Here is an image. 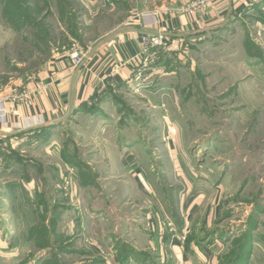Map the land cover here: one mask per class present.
I'll list each match as a JSON object with an SVG mask.
<instances>
[{"label": "rangeland", "instance_id": "obj_1", "mask_svg": "<svg viewBox=\"0 0 264 264\" xmlns=\"http://www.w3.org/2000/svg\"><path fill=\"white\" fill-rule=\"evenodd\" d=\"M252 4L243 19L230 15L207 43L189 44L176 63L179 74L157 85L169 94L125 95L124 108L143 113V123L123 126L121 145L108 121L65 127L54 145L23 134L0 143V264H120L117 243L146 246L153 216H169L186 234L184 242L190 232L197 236L198 264H264V0ZM49 5L65 9L60 0H0V90L37 74L56 49L80 50L58 30L57 15L41 26L46 41H60L58 48L42 37L38 26ZM95 33L89 31L86 42ZM162 102L166 113L157 109ZM172 114L181 148L163 121ZM135 139L153 155L137 154ZM119 146L117 159L104 157ZM141 183L144 207L135 196ZM147 196L164 217L154 211L148 218ZM183 220L186 229L177 225Z\"/></svg>", "mask_w": 264, "mask_h": 264}, {"label": "crops", "instance_id": "obj_2", "mask_svg": "<svg viewBox=\"0 0 264 264\" xmlns=\"http://www.w3.org/2000/svg\"><path fill=\"white\" fill-rule=\"evenodd\" d=\"M68 1L72 2L71 7L63 11L59 7H51L49 14L58 16V30L63 31L66 34L63 37L73 41L74 46L80 49L84 56L83 63L75 67L69 51L61 52L56 49L57 53L47 60L45 68L37 74L28 78L22 76L11 86L7 85L0 90L2 145L12 143L17 135L23 134V138L30 139L48 128H51V135L42 142L54 145L53 141L57 143L65 127H75L84 122L87 129H90L92 125L101 126L103 121L105 125L108 121L109 125L117 128L118 143L121 145L123 141H127V135L122 134L123 128L143 123V113L135 115L136 108L132 105L124 108L122 100L127 99L125 95L130 92L153 96L159 93L169 94V91L163 92L164 88L157 85L163 79L179 74L176 63L182 62L181 58L187 53L189 44L207 43L211 36H215L225 27L230 15H234L235 20L243 19L249 12V6L253 5L252 0H216L215 6L206 13L183 14L180 8L185 7L191 0H91V3H85L84 0ZM81 2L82 7L78 5ZM63 16L72 17L73 31L62 24ZM92 30L96 32L95 36L86 42L87 33ZM158 35L166 38L167 52H157L154 62L144 71L142 57L139 56L140 42L144 36ZM59 44L60 41L50 43L55 48ZM39 85L44 88L37 91L31 100H12L11 96L18 91H34ZM94 104L95 109L92 110ZM156 104L151 105L152 109ZM157 105L158 110L167 112V106L163 102ZM126 112H129V116ZM151 117V121H154L155 116ZM175 117V114L164 115L163 121L174 134H171V139L181 148L184 144L182 137L175 132V128H178ZM122 119H127L125 125H121ZM139 143L138 139L131 142L133 150L138 151L137 154L153 155L155 150H149L151 146L144 149ZM121 150L119 146L116 151L110 150L112 155L107 154L104 157L108 156L109 160L117 159ZM174 155L179 158V153ZM88 165L94 172L97 171L91 162ZM142 185L145 188V184L141 183L135 190L138 200L136 202L140 207H144L140 203L144 193ZM148 186L156 193L155 188ZM183 189L186 191L187 186H183ZM148 199L149 209L145 212L149 215L148 218L151 219L154 211L163 216L158 202ZM152 219L155 221H151L149 225L155 231L151 232L146 246L136 247L138 251L157 255L161 261L166 257L168 264H198L193 255L200 248L190 241L191 232L184 242L182 238L186 234L176 230L169 216L161 220L153 216ZM183 221L182 226L186 229L188 223ZM133 244L136 242L131 245Z\"/></svg>", "mask_w": 264, "mask_h": 264}, {"label": "built area", "instance_id": "obj_3", "mask_svg": "<svg viewBox=\"0 0 264 264\" xmlns=\"http://www.w3.org/2000/svg\"><path fill=\"white\" fill-rule=\"evenodd\" d=\"M216 0H194L188 3L185 7L181 8L183 14L190 13H206L215 6ZM258 0H252V3ZM157 52H167L166 38L163 35L158 36H144L140 42V53L139 56L142 57L143 69L144 71L153 63ZM70 58L75 67L82 65L83 54L80 50H74L70 53ZM142 74V73H139ZM44 87H37L36 90H24L21 93H15L11 96L14 102H27L31 100L32 96Z\"/></svg>", "mask_w": 264, "mask_h": 264}, {"label": "trees", "instance_id": "obj_4", "mask_svg": "<svg viewBox=\"0 0 264 264\" xmlns=\"http://www.w3.org/2000/svg\"><path fill=\"white\" fill-rule=\"evenodd\" d=\"M46 2H49V1H51V0H45ZM61 2H62V6L61 7H65V8H67V7H69V4H70V2L68 1V0H60ZM27 2V1H26ZM28 6H30V5H28ZM258 7V6H257ZM20 9H22V7H18V10H20ZM50 9H51V6L49 5V7H48V12L46 13V15L44 16V18H43V20H42V23H40V25L38 26L39 27V29L41 30V32H42V37L43 38H45V41L46 40H48L49 39V35H48V33H47V31H45L44 30V28H43V26H41V24H43V22H45V20H47V18L50 16V14H49V12H50ZM14 14H16V13H14ZM72 19V17L71 16H69V20L70 21H72L71 20ZM27 22H29L30 24H34L35 22L32 20V19H27ZM72 28V27H71ZM71 28H69L70 30H72ZM51 41V40H50ZM48 42V41H46L47 43H51V42ZM251 46L254 48V46H253V44H251ZM251 46H249V48L251 47ZM250 50V49H249ZM250 52V51H249ZM98 101H100V99L98 100ZM97 101V102H98ZM92 107H94V108H92V110L93 109H95V104L92 106ZM96 111V110H95ZM50 135H51V128H48V129H46V131L45 132H40V133H38L37 135H34L36 138L38 137L39 139H41V140H46V138H48V137H50ZM33 137V136H32ZM182 224L183 223H181V221L179 222V221H177V225H181V227H182ZM181 229V228H180ZM196 239H197V236H195L194 234H192V236H191V242L193 243H196L197 241H196ZM117 244H119V246H118V249H120V259H119V263L120 264H151L152 262H153V260H152V258H151V253L149 252H141V251H138L136 248H134V246H132L131 244H129V243H126V242H124V241H119ZM117 244H116V247H117ZM197 245H198V243H196ZM199 246V245H198ZM120 247V248H119ZM200 248V247H199ZM150 262V263H149ZM152 264H154V263H152Z\"/></svg>", "mask_w": 264, "mask_h": 264}]
</instances>
